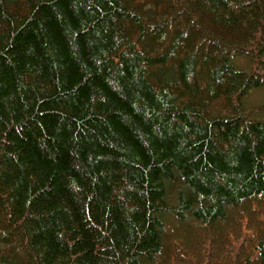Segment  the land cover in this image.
Here are the masks:
<instances>
[{
	"label": "trees",
	"instance_id": "trees-1",
	"mask_svg": "<svg viewBox=\"0 0 264 264\" xmlns=\"http://www.w3.org/2000/svg\"><path fill=\"white\" fill-rule=\"evenodd\" d=\"M262 93L264 0H0V264H264Z\"/></svg>",
	"mask_w": 264,
	"mask_h": 264
},
{
	"label": "rangeland",
	"instance_id": "rangeland-1",
	"mask_svg": "<svg viewBox=\"0 0 264 264\" xmlns=\"http://www.w3.org/2000/svg\"><path fill=\"white\" fill-rule=\"evenodd\" d=\"M251 91H253V90H252V87H250V91H249L250 94L252 95V92H251ZM262 95L264 96V93H262ZM257 96H258V95H256V97H257Z\"/></svg>",
	"mask_w": 264,
	"mask_h": 264
}]
</instances>
